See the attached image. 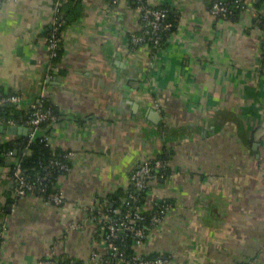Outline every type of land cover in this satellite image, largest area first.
Here are the masks:
<instances>
[{
	"label": "crops",
	"instance_id": "obj_1",
	"mask_svg": "<svg viewBox=\"0 0 264 264\" xmlns=\"http://www.w3.org/2000/svg\"><path fill=\"white\" fill-rule=\"evenodd\" d=\"M150 1L177 14L150 70L149 47L129 41L140 24L127 0H79L54 65L43 33L55 0L3 1L0 89L51 102L49 145L71 155L58 205L33 194L8 203L14 180L0 167V264H92L106 249L95 213L164 152L166 166L143 180L144 208H170L136 251L171 264H264V30L253 7L232 20L213 15L212 0Z\"/></svg>",
	"mask_w": 264,
	"mask_h": 264
},
{
	"label": "built area",
	"instance_id": "obj_2",
	"mask_svg": "<svg viewBox=\"0 0 264 264\" xmlns=\"http://www.w3.org/2000/svg\"><path fill=\"white\" fill-rule=\"evenodd\" d=\"M4 0H0V11L2 9V4ZM121 0H107V6L116 5ZM128 1V0H127ZM65 2V0H56L54 5V16L51 26V32L48 37H46V44L49 51V59L55 56L56 49L59 46L61 41V37L63 31L59 32V27L61 26V22L58 21V14L60 13V6ZM254 0H212L210 4V11L213 15L227 18L232 15L233 8H240V10L251 9L254 8L256 12V24L257 26L261 27L260 25V17L264 16V8H256L253 5ZM138 21H139V30L131 34L129 41L132 47L136 45H146L149 47L148 56L144 61V67L147 70H150L152 67L154 58L156 57V53L162 48L161 39L163 34L166 31H169L172 27V24L166 21L168 17V9L156 6L150 0H136L135 6L133 8ZM258 19V20H257ZM264 50V45L262 46V51ZM51 65V63H50ZM52 66V65H51ZM17 104L18 108L22 107V98L20 95L17 94H5L0 96V106L5 104ZM32 114L31 117L26 121V125H21L18 120L7 117V116H0V124L4 126H25L28 128L27 138L28 141L33 138L36 133L38 132L39 125L44 121H54L56 119V115L53 114L51 110H46L43 107L41 102H37L36 104L31 105ZM12 136L7 134H0V144L3 142L8 141ZM42 141L45 142L46 145H49L48 142V133L43 134ZM12 152L8 151L5 153V156L8 160L12 158ZM71 154L65 155V158H68ZM52 166H56L61 170H66L67 163L61 162L60 160H52ZM166 166V160L164 159H156L153 166L150 165L149 161H143L138 163L131 172L130 180L137 186L138 188L144 187V178L151 174L152 169L158 167ZM14 175L16 176L18 184L12 189L14 190L17 196H23L31 194L33 190V186L28 182L25 178L19 176V169L16 168L14 171ZM44 192V189L42 190ZM134 198L132 193L129 194L125 204L128 206L131 200ZM46 202H50L53 204H61L63 202V198L59 191L49 194L47 197ZM170 208V203L166 202L163 205H157L155 208L154 206L149 209L150 210V225L151 227H155L159 225L164 217L168 209ZM143 211L140 209H136L134 212H130L128 209L126 211L124 219H130L129 222L126 220H119V219H110L107 214H102L100 217L99 222L101 224L105 223L107 228V233L105 234V244L106 250L109 253L111 258L117 260L119 264H124V258L122 253H120L118 247L114 244V240L116 239H123L126 234H131L136 238V250L139 245H141L142 241L140 238L145 236V231L149 230L144 229L142 227L136 226V223L142 221L144 216L142 214ZM151 230V229H150ZM3 233V226L0 227V236ZM92 264H109L110 259L103 258L100 259L97 252H94L91 256ZM72 263V262H70ZM46 264H54L53 262L46 261ZM56 264H66V262H58ZM128 264H171L170 258L165 255H159L157 258L153 259H142L141 254L136 251L135 255L132 257V261Z\"/></svg>",
	"mask_w": 264,
	"mask_h": 264
},
{
	"label": "trees",
	"instance_id": "obj_3",
	"mask_svg": "<svg viewBox=\"0 0 264 264\" xmlns=\"http://www.w3.org/2000/svg\"><path fill=\"white\" fill-rule=\"evenodd\" d=\"M56 1V0H55ZM78 1L79 0H65V2L60 6V13L58 14V21H60L62 24L59 27V32L64 31L65 28L71 24L72 21L75 20L76 17L80 16V9L78 8ZM129 3L134 7L136 0H128ZM254 7L264 8V0H254L253 2ZM166 9H168V17L166 18V21L172 24V27L169 31H166L163 34V37L161 39L162 47H164L167 43V37L169 33H172L176 27V20H177V14L175 12H171V10L166 6H161ZM241 14L240 8H233L232 15L227 17L229 19H237ZM258 20V19H257ZM260 25L262 30H264V16L259 18ZM256 23V19H255ZM52 26V25H51ZM51 27L48 28L43 34L48 37L51 32ZM63 52L61 41L59 43L58 48L56 49V54L50 59V62L52 65H54L58 60L61 58ZM5 94H17L15 92H5L4 90L0 89V96H3ZM43 104L44 109L51 110L53 114L56 115V117L59 115L55 111L54 107L51 105V102H49L47 99H40L38 100ZM37 101V102H38ZM36 102V103H37ZM34 103V104H36ZM32 109L31 105H25L22 104L21 108L17 107V104H5L0 106V116H7L12 117L19 121L21 125H26V121L31 117ZM52 121H44L39 125L38 132L36 135L31 138L30 141H28L27 136L22 135H11L12 137L6 141L0 144V167L6 168L8 175L11 176L14 180V186L18 184L16 176L14 175V171L16 168L19 169V176L25 178L30 184L33 186V190L31 191V194L39 196L45 200H47V197L49 194H53L58 191L57 187V181L61 174H63V170L56 166L51 165L52 160H60L61 162H69L67 158H65L64 151H61L59 149H53L50 145H46L44 141L41 140L43 134L49 133L52 125ZM11 151L12 152V158L11 160H8V158L5 156V153ZM15 151H19V153L14 154ZM156 159H169V153L164 152L157 156ZM155 160L149 161L150 165L153 166ZM69 164V163H68ZM163 169V168H162ZM44 189V192L42 191ZM148 184H144V187L138 188L137 186H134V184L129 182L128 186L123 188L120 187L113 191L112 193L108 194L106 197V203L104 204V209L102 213H95V216L98 218L101 217L102 214H107L110 219H121L123 220L126 214L127 209L130 212H134L136 209H140L144 216V219L138 223H136V226H140L144 229H148L151 227L150 225V210H144L143 206L147 199V193H148ZM132 193L134 195V198L131 200L130 204L126 206L125 202L129 196V194ZM6 198L8 203H12L13 200L18 198V196L15 194L14 190L11 189L9 192L6 193ZM168 202V200L163 201H157L154 203V208L157 205H163L164 203ZM6 212V205L0 203V218H2L5 215ZM126 222H129L128 219H124ZM105 228V234L107 233L106 224H102ZM151 227L150 229H152ZM149 229V230H150ZM149 230H146L145 233H147ZM141 241H143V238H140ZM2 241V236H0V244ZM114 244L118 247L120 253H122V256L124 258V264H128L132 261V257L136 253V238L132 236L131 234H126L124 238L116 239L114 240ZM159 256L158 253H150V254H143L141 255L142 259H153L157 258ZM101 259L108 258L110 259L109 264H118L117 260L114 258H111L109 256V253L105 249V253H103V256ZM63 262V261H62ZM66 264H80L79 262L76 263H70L69 261H64ZM58 263V262H57ZM56 264V263H54Z\"/></svg>",
	"mask_w": 264,
	"mask_h": 264
},
{
	"label": "water",
	"instance_id": "obj_4",
	"mask_svg": "<svg viewBox=\"0 0 264 264\" xmlns=\"http://www.w3.org/2000/svg\"><path fill=\"white\" fill-rule=\"evenodd\" d=\"M0 134H7V135H22V136H27L28 134V128L25 126H15V125H10V126H4L0 124ZM19 153V151H15L14 154Z\"/></svg>",
	"mask_w": 264,
	"mask_h": 264
}]
</instances>
